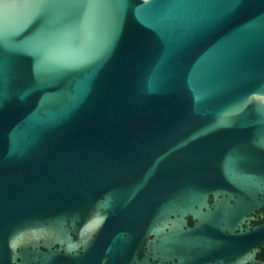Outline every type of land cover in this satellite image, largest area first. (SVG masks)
<instances>
[{"label": "water", "instance_id": "95a60500", "mask_svg": "<svg viewBox=\"0 0 264 264\" xmlns=\"http://www.w3.org/2000/svg\"><path fill=\"white\" fill-rule=\"evenodd\" d=\"M0 264H264V0H0Z\"/></svg>", "mask_w": 264, "mask_h": 264}, {"label": "snow or ice", "instance_id": "6c2138e0", "mask_svg": "<svg viewBox=\"0 0 264 264\" xmlns=\"http://www.w3.org/2000/svg\"><path fill=\"white\" fill-rule=\"evenodd\" d=\"M34 2L37 4H42L44 2V0H34Z\"/></svg>", "mask_w": 264, "mask_h": 264}]
</instances>
